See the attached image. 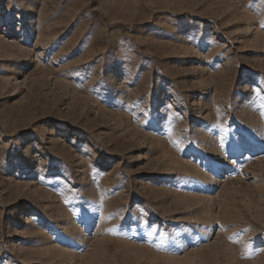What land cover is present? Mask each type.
Wrapping results in <instances>:
<instances>
[{
  "label": "rangeland",
  "instance_id": "374dc122",
  "mask_svg": "<svg viewBox=\"0 0 264 264\" xmlns=\"http://www.w3.org/2000/svg\"><path fill=\"white\" fill-rule=\"evenodd\" d=\"M0 264H264V0H0Z\"/></svg>",
  "mask_w": 264,
  "mask_h": 264
}]
</instances>
